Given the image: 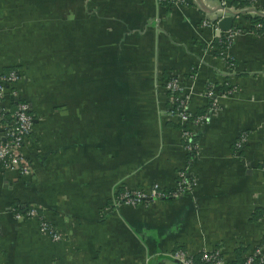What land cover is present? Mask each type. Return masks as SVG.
<instances>
[{
  "label": "crops",
  "instance_id": "1",
  "mask_svg": "<svg viewBox=\"0 0 264 264\" xmlns=\"http://www.w3.org/2000/svg\"><path fill=\"white\" fill-rule=\"evenodd\" d=\"M200 1L0 0V71L20 70L33 116L31 174L0 167V264H182L178 252L214 249L238 263L262 242L264 32L249 18L264 0ZM169 78L204 114L187 127L192 155L168 115ZM183 168L186 194L116 201L169 192ZM17 204L36 205L60 239L15 219Z\"/></svg>",
  "mask_w": 264,
  "mask_h": 264
},
{
  "label": "built area",
  "instance_id": "2",
  "mask_svg": "<svg viewBox=\"0 0 264 264\" xmlns=\"http://www.w3.org/2000/svg\"><path fill=\"white\" fill-rule=\"evenodd\" d=\"M172 3L176 0H161ZM219 5L225 6L226 0H218ZM205 24V23H203ZM226 39H229L228 36ZM23 78L17 67H12L7 71H0V167L15 171L19 176L26 177L32 172L31 162L23 153V148L29 143V136L33 126V116L29 103L20 97L16 87V83ZM164 87L173 97L174 104L168 108L170 117H177L178 121L183 125L181 129V137L185 141L183 147L186 153L194 154L195 146L192 141L191 134L187 128L190 123L201 122L204 114L195 115L186 108L187 97L181 95L178 91L176 80L167 79ZM208 96H215V89L209 87ZM14 102L13 109L10 110V103ZM6 116H9L6 119ZM235 151L243 147V136L240 134L233 143ZM192 186L191 176L188 175L186 168L178 170L175 176L174 187L169 192H163L156 186L149 189L132 188L120 191L116 195V201L125 205H138L149 198L155 197H177L186 194ZM10 212L15 219H23L32 217L38 219L40 228L49 234L53 241L60 239V233L55 230L51 224L43 217L42 211L33 204H17L10 208ZM264 239L262 242L247 251L242 260L234 264H264ZM175 257L182 264H194L191 258L178 252ZM200 261L204 264H229L219 249L211 251H203L200 254Z\"/></svg>",
  "mask_w": 264,
  "mask_h": 264
},
{
  "label": "trees",
  "instance_id": "3",
  "mask_svg": "<svg viewBox=\"0 0 264 264\" xmlns=\"http://www.w3.org/2000/svg\"><path fill=\"white\" fill-rule=\"evenodd\" d=\"M166 2V1H164ZM230 4L231 3H235V0H229ZM245 3H247L246 1H244ZM248 4V3H247ZM249 24H250V28L255 31V32H264V15H260V14H256V15H253L252 17L249 18ZM219 40H223L222 37L219 38ZM215 47H221L223 44L220 43V41L218 42L217 41H213L212 43ZM13 106H14V102L13 103H10V110L11 111L13 109ZM32 113V111H31ZM199 114H203V113H198L196 115H199ZM9 116H6V119H8ZM38 220V219H37ZM263 239H264V236H263ZM263 254H264V249H263ZM192 262L194 264H204L200 261V255L196 256V257H192ZM229 264H234L233 262L232 263H229Z\"/></svg>",
  "mask_w": 264,
  "mask_h": 264
},
{
  "label": "water",
  "instance_id": "4",
  "mask_svg": "<svg viewBox=\"0 0 264 264\" xmlns=\"http://www.w3.org/2000/svg\"><path fill=\"white\" fill-rule=\"evenodd\" d=\"M195 1L197 2L198 5L202 6V2H201L200 0H195ZM226 20H227V22L230 21V19H229L228 17L223 18V19H221V20L219 21L218 24L220 25V27H221V23H222L223 21H226Z\"/></svg>",
  "mask_w": 264,
  "mask_h": 264
}]
</instances>
